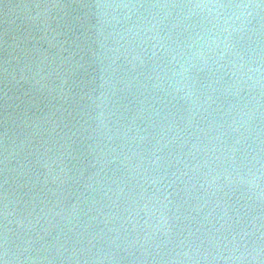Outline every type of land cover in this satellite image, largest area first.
<instances>
[{
  "label": "water",
  "instance_id": "water-1",
  "mask_svg": "<svg viewBox=\"0 0 264 264\" xmlns=\"http://www.w3.org/2000/svg\"><path fill=\"white\" fill-rule=\"evenodd\" d=\"M0 264H264V0H0Z\"/></svg>",
  "mask_w": 264,
  "mask_h": 264
}]
</instances>
